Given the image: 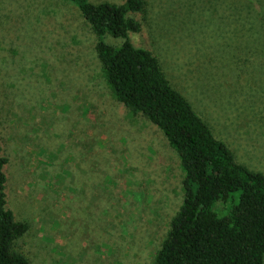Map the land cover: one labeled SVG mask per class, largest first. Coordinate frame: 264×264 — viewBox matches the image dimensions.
<instances>
[{"label":"rangeland","instance_id":"obj_1","mask_svg":"<svg viewBox=\"0 0 264 264\" xmlns=\"http://www.w3.org/2000/svg\"><path fill=\"white\" fill-rule=\"evenodd\" d=\"M261 7L264 0H145L133 14L142 30L130 40L154 52L239 162L264 172L263 72L243 65L252 53L239 48L242 26L254 29L258 18L264 30ZM253 29L244 43L254 42L244 40ZM97 42L66 0H0L7 207L29 225L15 249L30 264H155L184 202L178 153L114 98Z\"/></svg>","mask_w":264,"mask_h":264},{"label":"trees","instance_id":"obj_2","mask_svg":"<svg viewBox=\"0 0 264 264\" xmlns=\"http://www.w3.org/2000/svg\"><path fill=\"white\" fill-rule=\"evenodd\" d=\"M66 1L79 8L98 37L96 52L114 98L131 115L142 114L158 126L181 160L184 202L171 220L155 264H264V172L239 162L171 84L154 52L131 42L130 34L142 30L133 14L144 10L145 0ZM261 8L257 11L264 13ZM258 23L257 18L254 29L240 28L239 48L252 53L245 55L243 65L249 63L251 71L263 72L264 77V57L258 52L264 49V30ZM252 29L254 36L244 40L254 37V42L244 43L242 38ZM107 35L124 41L111 44ZM2 149L0 143V264H30L15 249L29 225L7 207L8 158Z\"/></svg>","mask_w":264,"mask_h":264}]
</instances>
